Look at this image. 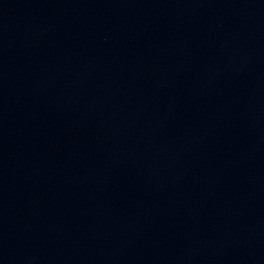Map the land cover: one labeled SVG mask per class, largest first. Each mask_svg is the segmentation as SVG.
Listing matches in <instances>:
<instances>
[{"label":"water","instance_id":"1","mask_svg":"<svg viewBox=\"0 0 264 264\" xmlns=\"http://www.w3.org/2000/svg\"><path fill=\"white\" fill-rule=\"evenodd\" d=\"M0 264H264V0H0Z\"/></svg>","mask_w":264,"mask_h":264}]
</instances>
